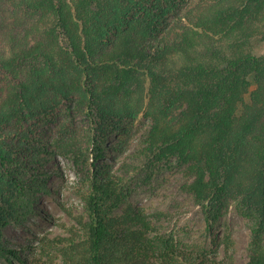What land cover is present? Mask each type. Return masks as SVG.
Returning a JSON list of instances; mask_svg holds the SVG:
<instances>
[{
    "label": "trees",
    "instance_id": "1",
    "mask_svg": "<svg viewBox=\"0 0 264 264\" xmlns=\"http://www.w3.org/2000/svg\"><path fill=\"white\" fill-rule=\"evenodd\" d=\"M180 1L0 0V256L15 254L3 230L26 218L58 153L96 167L60 264H234L231 242L222 257L180 247L142 210L116 211L128 192L98 160L113 121L145 110L147 147L187 162L210 225L236 201L253 221L245 264H264V53L252 43L264 40V0H196L183 13ZM63 104L90 118L92 151L75 123L48 138L32 126Z\"/></svg>",
    "mask_w": 264,
    "mask_h": 264
},
{
    "label": "rangeland",
    "instance_id": "2",
    "mask_svg": "<svg viewBox=\"0 0 264 264\" xmlns=\"http://www.w3.org/2000/svg\"><path fill=\"white\" fill-rule=\"evenodd\" d=\"M194 1H180L182 9L178 11L183 13ZM175 17L168 15L166 26ZM252 43L257 53H264L262 38L253 39ZM74 110L63 104L51 120L32 126L38 135L48 138L55 134L59 123H75L85 137L84 146L92 151L91 120ZM151 125V118L143 110L135 118H116L110 126L98 163L122 177L128 192L125 203L116 211L122 213L129 206L142 210L152 220L153 235L169 238L180 247L206 248L222 257L231 242L234 264H245L249 260L253 221L239 211L233 200L210 225L186 188L191 180L186 173L187 162L174 155L158 157L157 149L147 147ZM43 168L47 171L46 186L33 200L28 215L3 230L4 244L15 254L0 256V264H24L21 258H27L28 254L33 257L42 254L49 264H60L62 239L72 234L73 228L79 226L78 216L87 212L83 193L96 167L92 165L87 175V170L79 169L72 158L56 153Z\"/></svg>",
    "mask_w": 264,
    "mask_h": 264
}]
</instances>
